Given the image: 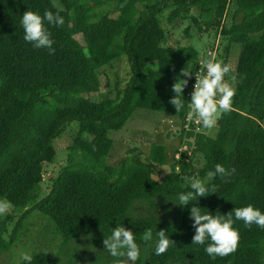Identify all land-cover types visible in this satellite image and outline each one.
I'll list each match as a JSON object with an SVG mask.
<instances>
[{
  "label": "trees",
  "instance_id": "trees-1",
  "mask_svg": "<svg viewBox=\"0 0 264 264\" xmlns=\"http://www.w3.org/2000/svg\"><path fill=\"white\" fill-rule=\"evenodd\" d=\"M107 2H112L115 17L98 13ZM231 2V20L221 24ZM166 8L171 9L169 25L190 21L200 32L192 11L213 23L225 44L220 54L224 64L232 48L239 47L231 111L221 112L217 139L205 133L194 137L192 158L180 161L178 170L171 166L163 174L168 165L164 146H152L145 158L131 152L117 167L107 166L112 147L108 133L121 130L136 110L171 115L179 123L187 113V86L184 107L177 113L169 103L172 85L178 76L188 80L181 70L192 74L202 52L166 46L167 32L160 21ZM27 10L41 17L46 10L63 17L61 26L44 21L54 54L24 40L20 21ZM120 58L126 59L130 72L121 99L96 103L82 96L83 90L97 91L101 69ZM72 122L78 134L67 149L65 166L34 207L51 221L61 248L55 255L32 253L31 264H59L60 256L86 236H92L89 244L95 254L106 252L103 239L117 224L134 232L140 256L132 264H264V229L246 227L233 213L237 249L212 259L206 244H192L190 218V208L197 203L203 213L227 215L248 204L264 213V0H0V200L19 209L30 205L32 192L43 181V166L55 158L53 141ZM197 157L203 161L202 176L214 172L216 164L228 175L208 176L206 196L184 206L176 228L150 218H129L136 202L153 205L192 191L184 184L196 177ZM10 222V217L0 220V253L9 251L21 226L18 221L6 240ZM148 228L153 240L145 242L141 237ZM161 229L175 243L157 256L156 234Z\"/></svg>",
  "mask_w": 264,
  "mask_h": 264
},
{
  "label": "rangeland",
  "instance_id": "rangeland-1",
  "mask_svg": "<svg viewBox=\"0 0 264 264\" xmlns=\"http://www.w3.org/2000/svg\"><path fill=\"white\" fill-rule=\"evenodd\" d=\"M139 8L143 10L142 7ZM232 8L231 2L221 20V24H228L230 22ZM112 9V2H107L100 8L98 13H109L111 17H115L112 13ZM170 10V8L163 10L160 21L162 28L167 32L166 46L173 50L177 47L191 46L203 52L216 40L220 33L219 29L216 31L212 29L211 26L213 23L210 24L207 20L199 19L200 15L196 11H192V14L198 20L197 24L200 26V32L190 21L183 24H180L179 21H175L169 25L166 19ZM186 28H188L187 35L184 33ZM116 42L120 43V39H117ZM224 48L225 44L223 43L221 45V55L222 52H224ZM239 51L240 49L238 46L233 47L232 53L227 59V65L230 66V71L226 75L229 80H231V77H235V88L238 81L235 70ZM129 77L130 72L126 59L120 58L101 69L97 91L87 93L83 90L81 94L96 103H103L105 101L118 102L123 95ZM174 95L175 93L171 91L170 98ZM181 125L182 122L179 123L177 118L171 115L146 110H136L121 130L108 133L107 137L112 142V147L105 160L106 165L117 167L119 162L131 152L145 158L148 156L152 146H164L168 158V165L163 168V174H166L171 166H175L176 170H178V164L173 161V157L181 147L178 131ZM217 126L218 124H216L214 128L208 129L206 135L212 139H217L219 136ZM77 134L78 125L72 122L65 126L62 134L53 141L52 146L55 150V158L52 163L43 166V181L32 192V201L30 205L26 209H19L11 206L7 214L0 215V220H6L8 217L11 218V222L8 223V233L5 236L6 240L10 238L16 223L21 221L20 228L16 230V239L10 246L9 251L0 253V264H21L23 262V260H21V255L25 252L32 254L34 252L43 251L51 255L59 254L61 248L60 237L56 233L51 221L38 211H35L34 207L49 193L52 180L60 174L65 166L67 149L72 144ZM187 141L188 140L183 136L182 142ZM202 163L201 157L194 159L193 168L196 171V177L185 181V188H191L190 185L193 180H200L205 185L209 182L208 176H202L200 174ZM183 212L184 206L179 205L178 198H162L156 200L153 205L146 202L134 203L129 211V218H150L163 223L168 228L174 229L180 224ZM91 240L92 236H86L77 243L71 245L62 256H60L61 258L58 259L59 264H113L116 258L111 256L110 252L94 253L95 251L90 248L89 244ZM133 262L134 261L128 260L127 264H132Z\"/></svg>",
  "mask_w": 264,
  "mask_h": 264
},
{
  "label": "clouds",
  "instance_id": "clouds-1",
  "mask_svg": "<svg viewBox=\"0 0 264 264\" xmlns=\"http://www.w3.org/2000/svg\"><path fill=\"white\" fill-rule=\"evenodd\" d=\"M49 24L61 26L64 23L63 17L54 15L46 10L43 17L38 13L27 10L21 18V26L24 30V40L31 43L35 48H46L49 54H54L52 48L54 41L50 38V33L44 27V21ZM206 75L202 78H196L194 90L191 92L189 118L193 113L196 118L202 122L205 129H212L217 124L218 112L227 113L231 111L232 99L235 95V77H231L232 83L226 82L224 77L230 71V66L222 61H216L210 58L204 61ZM181 76L189 77L191 73L185 68L181 70ZM188 84L187 79H181L179 76L172 85V91L175 93L170 98L176 112H180L184 107L183 92ZM217 174L228 175V170L221 164L215 165V171L209 172V177ZM192 191L182 192L178 195L179 205L187 206L190 202L197 201L199 197H205L208 188L200 180H193L190 185ZM11 208V203L6 199L0 200V215H5ZM241 220L246 227L253 224L264 229V213L252 204L244 207H235L227 215H222L219 211L216 214L210 212L203 213L198 203L190 208V218L193 220L192 227L195 234L192 238V244L205 245V252L212 259L217 256L224 257L236 251L239 241V232L233 227L235 220ZM141 239L145 242L153 240V231L151 228L145 229ZM103 246L111 256L115 257L113 264H127L128 260L136 261L140 256V249L135 241L134 232L124 225L117 224L112 229L111 235L103 239ZM175 243L161 229L156 234L155 254L157 256L164 254L171 244ZM21 260L31 264L32 255L29 252L22 253Z\"/></svg>",
  "mask_w": 264,
  "mask_h": 264
},
{
  "label": "built area",
  "instance_id": "built-area-1",
  "mask_svg": "<svg viewBox=\"0 0 264 264\" xmlns=\"http://www.w3.org/2000/svg\"><path fill=\"white\" fill-rule=\"evenodd\" d=\"M221 37L220 33L217 36L216 40L212 42L208 48L205 49L198 58L197 62L194 65V69L192 71V74L188 78V84H187V91H186V100H187V113L185 115V118L183 119L181 127H179V135L183 136L185 139H187V142L180 141V145L182 147L177 150V152L174 154L173 161L176 164H179L180 161H183L184 163H189L192 158V152L194 150V137L197 134H203L207 133V131L204 130L202 126V122H200L195 114L193 113L192 118H189V112L191 111L189 105L191 100V92L194 90V85L196 83V78H202L204 75H206V68L204 66V61L210 58H215L216 61H221L220 54H221ZM226 82L232 83L231 80L228 79L227 75L224 77ZM221 112H218L217 119L220 116ZM187 132H191V136H187Z\"/></svg>",
  "mask_w": 264,
  "mask_h": 264
}]
</instances>
